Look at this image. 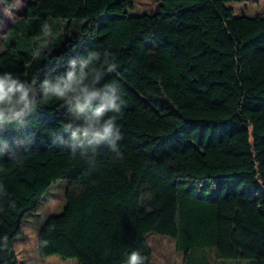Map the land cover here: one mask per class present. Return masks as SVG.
I'll return each instance as SVG.
<instances>
[{
  "label": "trees",
  "instance_id": "16d2710c",
  "mask_svg": "<svg viewBox=\"0 0 264 264\" xmlns=\"http://www.w3.org/2000/svg\"><path fill=\"white\" fill-rule=\"evenodd\" d=\"M241 1L160 0L142 16L129 15L133 0L29 1L0 73L39 88L71 60L110 53L116 67L103 65L100 83L121 86V111L109 115L122 158L106 144L91 166V153L73 155L62 101L0 130L10 142L32 137L21 159L0 157V264H19L25 227L39 232L40 258L78 264H124L133 250L151 264V234L173 238L183 264L208 249L264 264V15L226 7ZM46 22L59 35L33 60Z\"/></svg>",
  "mask_w": 264,
  "mask_h": 264
},
{
  "label": "clouds",
  "instance_id": "9594fccd",
  "mask_svg": "<svg viewBox=\"0 0 264 264\" xmlns=\"http://www.w3.org/2000/svg\"><path fill=\"white\" fill-rule=\"evenodd\" d=\"M41 32L42 37L38 39V46L32 54L33 60L39 59L42 51L49 47L50 40L59 35L53 34L52 27L47 22L43 24ZM103 65H107L109 71L116 67L110 53L91 51L78 60L69 61L64 72L46 77L39 88L36 87L35 80H23L12 72L0 73V130L7 129L9 125L22 130L41 103L49 100L62 101L67 107V122L62 127L68 133L73 155L77 149L81 155L91 153L88 156L91 166L95 162L97 148L106 144L113 153L121 156L118 144L123 136L115 117L109 115L121 111V86L115 80L100 83L104 75ZM61 141L67 143L62 138ZM31 142L29 134L11 142L0 138V157L19 160L21 150L27 149ZM48 243L47 240L42 241V246L46 247ZM145 259L139 251L133 250L124 264H144Z\"/></svg>",
  "mask_w": 264,
  "mask_h": 264
},
{
  "label": "rangeland",
  "instance_id": "374dc122",
  "mask_svg": "<svg viewBox=\"0 0 264 264\" xmlns=\"http://www.w3.org/2000/svg\"><path fill=\"white\" fill-rule=\"evenodd\" d=\"M29 1L19 0V3H17V0H0V53L3 52L4 41L11 28L24 18ZM133 3L134 8L128 10L129 15L142 16L155 13L160 5V0H133ZM226 7L233 10L234 15L237 17L264 15V0L231 2ZM38 238L39 232L37 230L25 227L22 235L15 240L14 247L17 253L20 251V244L25 243L28 253L31 255L27 259L20 256V264H36V260L39 259ZM147 241L152 249L151 264H181L183 262L184 254H178L176 251V241L173 238L151 234L147 237ZM209 258L213 260L212 264L216 263L213 256L210 255ZM59 259L61 258L59 257ZM221 262L228 263L229 261ZM63 263L78 264L76 260L63 261ZM246 263L256 264V260L251 259L246 261Z\"/></svg>",
  "mask_w": 264,
  "mask_h": 264
},
{
  "label": "crops",
  "instance_id": "0c3cea01",
  "mask_svg": "<svg viewBox=\"0 0 264 264\" xmlns=\"http://www.w3.org/2000/svg\"><path fill=\"white\" fill-rule=\"evenodd\" d=\"M19 253L16 252L19 264H20V256L24 258H29V253L27 250V246L25 243H21L19 246ZM177 251V250H176ZM178 254H181L178 252ZM213 256V259L216 261L215 264H247L245 261H237V262H224L222 263L221 260L218 259L217 254L215 250L213 249H208V250H194L190 252V260L188 264H212L213 260L209 258L210 255ZM39 256V254H38ZM27 261V260H26ZM50 262V263H48ZM184 262V260H183ZM183 262L181 264H183ZM36 264H64L59 257L56 256H51L47 258H40L36 260Z\"/></svg>",
  "mask_w": 264,
  "mask_h": 264
}]
</instances>
